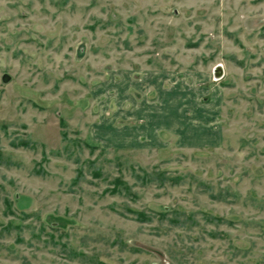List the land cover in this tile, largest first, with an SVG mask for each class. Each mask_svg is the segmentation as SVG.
I'll use <instances>...</instances> for the list:
<instances>
[{
  "label": "rangeland",
  "instance_id": "374dc122",
  "mask_svg": "<svg viewBox=\"0 0 264 264\" xmlns=\"http://www.w3.org/2000/svg\"><path fill=\"white\" fill-rule=\"evenodd\" d=\"M0 264H264V0H0Z\"/></svg>",
  "mask_w": 264,
  "mask_h": 264
}]
</instances>
